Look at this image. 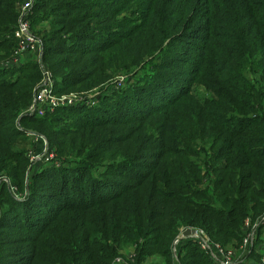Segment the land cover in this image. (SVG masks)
Returning <instances> with one entry per match:
<instances>
[{
    "label": "trees",
    "instance_id": "obj_1",
    "mask_svg": "<svg viewBox=\"0 0 264 264\" xmlns=\"http://www.w3.org/2000/svg\"><path fill=\"white\" fill-rule=\"evenodd\" d=\"M22 2L0 0V264H115L132 246L128 264H217L174 246L183 228L225 250L264 241V0H35L43 56L11 64ZM45 68L59 96L134 80L25 115ZM31 133L59 167L31 162Z\"/></svg>",
    "mask_w": 264,
    "mask_h": 264
},
{
    "label": "built area",
    "instance_id": "obj_2",
    "mask_svg": "<svg viewBox=\"0 0 264 264\" xmlns=\"http://www.w3.org/2000/svg\"><path fill=\"white\" fill-rule=\"evenodd\" d=\"M34 2L35 0H23V2L18 6V11L20 14L19 25H18V29L15 32V38L18 41V47L13 53V56L11 57V61H9L11 64L20 63L19 61L22 59L21 56H24L28 52L42 54L43 48L41 41L31 32L30 16L32 13ZM44 74H45L44 80L42 84L39 86V88L36 90L34 102L32 106L26 111L25 115H30V116L37 115L40 109L44 111V113L47 111L54 112L55 110L59 109V107H66V106L70 107L72 105H79L80 103L87 101V99L84 100L82 97L75 95H73L75 100L71 96L63 97L65 95L61 96L62 99L55 98L56 95L53 93L54 81L52 79V76L48 72H45ZM96 93L99 92L96 91ZM29 135L35 137L36 142H41L43 140L44 142L43 145L44 144L47 145L48 148V142L47 140H44L43 136H36L34 134H29ZM51 155L52 156H50V158H47L46 153L40 156L35 155L31 157V162L45 161L46 163H55L57 166H60L61 165L60 161L56 159L54 154ZM3 181L8 182L5 179ZM203 233L200 230H197L195 234L199 235ZM191 238L198 240L202 250L210 254L217 264L234 263L235 253L233 251L227 249L225 250L221 246L213 244L212 242H209L207 245L193 236ZM253 239H254V232L248 234V236L244 240L243 245H245V247L250 246L249 244L250 242L253 241ZM118 263H120V261H118Z\"/></svg>",
    "mask_w": 264,
    "mask_h": 264
},
{
    "label": "rangeland",
    "instance_id": "obj_3",
    "mask_svg": "<svg viewBox=\"0 0 264 264\" xmlns=\"http://www.w3.org/2000/svg\"><path fill=\"white\" fill-rule=\"evenodd\" d=\"M34 54H38V53H34ZM42 56H43V49H42V54L40 53L38 58L41 59ZM21 57H22V59L24 58L25 60H29V58H30L29 56L28 57L21 56ZM38 58H35V60H38ZM22 59L19 62L24 64V61H22ZM4 64H6V62ZM7 65H9V64H7ZM45 72H48L46 70V68H45ZM144 73L145 72L141 73L140 76H142ZM133 80L134 79H133L132 75H130V76H127V75L118 76V77L112 78L109 82L104 84L102 86V88H96V89H94V90H92L90 92H81V93L72 92V93L66 94L63 97L71 96L75 100L73 95L80 96L84 100L87 99V101H84V102L80 103L79 105H72L70 107L83 108V107H89L90 106L92 108V107H96L97 105H99V103L102 101V99L105 98L106 96L114 95V94H120V92L122 93L123 90L125 91L128 88V86L133 82ZM120 82H121V84H120ZM52 86H53V84H52ZM57 86H58V84L54 83V87H53V93L54 94H55V88ZM96 91H98L99 93H96ZM193 92H194V95L196 96V98L199 99L202 102L212 98L211 95L208 94L202 86H195L194 89H193ZM55 98H57V99L61 98L62 99L61 95L60 96L56 95ZM66 107H68V106H66ZM66 107H59V109L66 108ZM42 114H44V111H42L40 109L38 115H33V116L39 117ZM31 134L36 135V133H31ZM28 136L31 137V140L34 143H38V142H36V138L35 137H32L30 135H28ZM36 136H40V135H36ZM43 137H44V140H47L45 136H43ZM31 140H27V142H26V145H28V149H29L30 160H31V157H33L35 155H39L40 156V155H43L44 153L47 154V158H50V156H52L51 154H54L55 157H56V154L54 153V151L51 152L49 150V146L47 148V145H45V144L42 146L43 147L42 154H34V152L31 151L33 149ZM38 145L39 144H37V147H38ZM57 160H59V159H57ZM49 165H50L49 167H53V168H55L54 166L59 167L55 163H49ZM251 218L254 219V217H251ZM251 218H247L246 219L243 228L248 229L249 227H255L256 226V224L252 222ZM189 229H193V228H183L181 230V233L177 236V238L175 240L174 246H176L177 244L180 243L179 238L181 237L182 233L184 231L189 230ZM195 232H197V230ZM193 237L199 239L201 242H203V243H205L207 245H208L209 242H211V239L209 238V236L206 233L199 234V235L193 234ZM262 237H264V230H263ZM236 244H235L236 245L235 247H229V249H227V250L233 251L235 253V260H234L233 264H252L254 262H256V263L259 262V264H260V261H258V259H259L258 257L259 256H261L263 258L262 262H264V253L262 251V248L264 247V241L260 242L259 245H257L255 248H251L250 246L245 247V245L240 247L239 246L240 243H238V242H236ZM130 249H131L130 253L128 255L123 254L120 257H118L116 259V261H115V264H128V262H126L124 259L132 260L134 258V255H135V247L132 246ZM174 253L176 254V248H174ZM244 256H246L247 259H245ZM221 260H222V258H221ZM118 261H120V263H118ZM148 264H153V262L150 261Z\"/></svg>",
    "mask_w": 264,
    "mask_h": 264
},
{
    "label": "water",
    "instance_id": "obj_4",
    "mask_svg": "<svg viewBox=\"0 0 264 264\" xmlns=\"http://www.w3.org/2000/svg\"><path fill=\"white\" fill-rule=\"evenodd\" d=\"M195 231H196L195 229H189V230H187V231H184V232L182 233L181 237L179 238V241H180V240H183V239H188V238L192 237L193 234L196 233Z\"/></svg>",
    "mask_w": 264,
    "mask_h": 264
},
{
    "label": "crops",
    "instance_id": "obj_5",
    "mask_svg": "<svg viewBox=\"0 0 264 264\" xmlns=\"http://www.w3.org/2000/svg\"><path fill=\"white\" fill-rule=\"evenodd\" d=\"M254 264H256V263H254ZM258 264V263H257Z\"/></svg>",
    "mask_w": 264,
    "mask_h": 264
},
{
    "label": "clouds",
    "instance_id": "obj_6",
    "mask_svg": "<svg viewBox=\"0 0 264 264\" xmlns=\"http://www.w3.org/2000/svg\"><path fill=\"white\" fill-rule=\"evenodd\" d=\"M191 238V237H190Z\"/></svg>",
    "mask_w": 264,
    "mask_h": 264
}]
</instances>
